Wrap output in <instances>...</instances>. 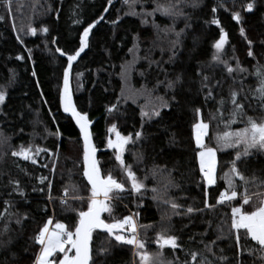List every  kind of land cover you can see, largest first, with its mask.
Returning a JSON list of instances; mask_svg holds the SVG:
<instances>
[{
	"label": "trees",
	"instance_id": "trees-1",
	"mask_svg": "<svg viewBox=\"0 0 264 264\" xmlns=\"http://www.w3.org/2000/svg\"><path fill=\"white\" fill-rule=\"evenodd\" d=\"M141 2L149 11L155 7L153 0ZM249 3L254 4L251 12L246 7ZM127 7L123 0H11L10 6L0 0V89L5 94L0 131L13 148L38 143L45 149L35 157L36 163L10 151L0 158V264H35L41 247L35 237L47 221L63 223L74 231L79 212L87 211L91 188L83 175L81 134L61 108L67 65L61 53L75 54L84 29L100 17L102 21L90 33L89 47L70 72L69 85L76 110L87 114L92 123L102 176L111 173L125 186L123 192L110 193L119 198L108 201L112 217L105 212L102 218L111 223L131 215L138 226H147L140 227L139 234L151 254L161 251L156 239L162 230L177 237L178 248L162 250L159 260L163 264H264L260 246L250 237L245 239L244 230L237 245L236 229L231 227L229 203L240 206L244 193L239 177H233V182L241 195L235 201L218 203L222 193H231L224 174L238 149L217 151L216 183L209 186L200 171L194 137V125L203 119L210 125L205 143L217 147L212 138L225 130V123L219 117L210 121L209 113H215L224 99L226 122L232 90L238 92L246 115L227 130L243 128L247 117L264 119L256 92L260 86L256 71L264 67V0H185L180 16L157 12L153 22L159 29L152 27L153 22L145 25L139 16L127 14ZM224 33L226 43L218 52L215 44ZM137 44L140 58L133 73L134 93L125 97L120 74ZM216 55L224 63L214 60ZM237 63L246 71L229 73L226 65L236 69ZM204 76L209 78L206 82ZM209 88L212 97L206 101ZM147 92L149 101L138 100ZM160 97L169 107L162 108L159 117L143 116L142 111L151 112L161 103ZM112 125L135 141L126 146L123 159L144 184L140 193L131 188L116 160L117 151L108 147ZM138 132L142 136L136 140ZM236 166L250 181L247 190L253 198L243 205L250 210L257 203L254 194L264 193V153L253 150ZM170 202L179 207L173 209ZM188 208L194 211L188 213ZM92 248L94 264H135L133 246L119 244L108 233L96 230ZM104 248L109 251L97 253Z\"/></svg>",
	"mask_w": 264,
	"mask_h": 264
},
{
	"label": "snow or ice",
	"instance_id": "snow-or-ice-1",
	"mask_svg": "<svg viewBox=\"0 0 264 264\" xmlns=\"http://www.w3.org/2000/svg\"><path fill=\"white\" fill-rule=\"evenodd\" d=\"M111 2V0H109ZM139 0H132V3L129 0H124V3L129 4V7H133L135 3H138ZM155 7L153 11L147 12L144 15L155 16L157 12L166 17H176L183 14V10L180 7L181 3H184L185 0H167V2H161V0H153ZM6 3L10 6L11 0H6ZM195 6V5H194ZM247 10L251 11L254 7L253 3H249ZM215 11V9H213ZM130 15H138L135 11L127 13ZM234 18L239 21L240 16L238 13L234 14ZM2 19V17H0ZM103 19V17H100ZM97 21L96 23H98ZM79 23V21H77ZM142 23L147 24L146 19L142 20ZM154 23V22H153ZM212 23L219 24L218 20H213ZM154 26L159 29V25L154 23ZM95 27V23L90 24L83 31V36L80 39V48L75 54L68 55V64L67 69L64 72V95H63V107L65 112H69L76 120V123L79 125L80 131L83 134L84 138V152H83V163L84 170L83 175L87 178L88 183L91 185V196L88 198V208L87 211L79 212V223L75 226L74 231L68 230L65 224L56 223L54 229H51L50 226L53 224L52 220H48L47 223L42 227L39 234L35 237L36 243L41 247L39 254L35 257V264H94L93 260V248H92V239L93 233L100 229L109 234L110 237H113L115 241L119 244L131 245L134 248V255L139 256L140 264H163L159 260V257L163 255V249L169 247L172 250H175L179 247L177 243V237L173 235H167V230H162L156 239V243L161 250L156 254H151L145 250V241L140 238L138 232V224L133 220V216H127L122 220H115V222L107 223L102 218L103 213H108L112 217L113 208L108 203L111 199H118L119 197H112L110 193L114 190H119L120 192L125 191V186L122 182H118L111 173H108L106 176H102L100 168L97 166V161L95 159L96 148L91 142V133L89 131L90 121L87 114H82L77 111L75 106L72 103L71 95L68 90L69 83V73L72 68V62L75 61L86 48L89 47V36L92 32V29ZM47 32V29H44ZM223 31V30H221ZM241 35H244V29L241 28ZM33 34H35V29H32ZM177 37L180 36V33H176ZM227 34L224 33L222 38L215 44V48L218 52L223 50V47L226 43ZM249 45L252 44V41H248ZM59 51V49H57ZM64 55V53H61ZM249 56H253L251 51L248 52ZM214 60L224 63L220 59L219 55L214 56ZM227 71L232 73L235 70L241 72L246 71L240 67L237 63L236 69H233L231 66L226 65ZM256 75L260 78L259 87L256 89V92L259 93V99L262 102V107H264V67L258 66ZM208 76H204L203 80L206 82ZM169 88L173 87V84L169 82ZM204 87H208L205 83ZM238 92L232 90L230 92V104L232 108L229 112V118L226 122L223 121L224 112L222 111L226 101L221 99L218 103L220 105L217 108L215 113H209V120H216L220 118V122L225 123V130L223 132L217 131V134L212 138L214 139L217 147H212L209 144L205 143V137L209 135V123L205 122L203 119H200L199 122L195 123V144L199 149L198 157L200 163V171L203 173L204 179L206 180L209 186L216 183V166H217V151L224 150L228 148L238 149L235 154V159L232 161V166L228 173H225V178L231 193L227 192L222 193L219 197L218 203L224 204L226 201L232 202L235 201L238 197L236 185L233 182V177H239V180L243 183L244 193L241 195L242 204L240 206H233L229 203L231 207V227L236 229V243L239 245L240 242V230H244V238H251L252 241H255L257 245L260 246L259 250L261 253H264V193L257 192L254 195L257 197V203L253 205L250 210H245L243 205H249L252 201V196L248 194L247 185L249 184L248 178H246L236 166V161L241 160L242 157H248L253 154V150L256 152L264 153V119L257 121L252 117H247L246 124L243 128H240L235 131L227 130L234 123L238 122V118L243 120L245 117L244 104L238 100ZM212 97V91L209 88L205 100L207 101ZM161 103L154 107L151 112L142 111V115L148 117L149 119L152 116L159 117L161 115V109L169 107L168 103L163 100L162 97L158 98ZM247 99V97H245ZM5 101V94L0 92V105ZM109 109V111H113ZM196 113L200 116L201 110L197 108ZM111 133L115 134V140L109 138L108 147L117 150L116 160L119 161L124 172L126 173L127 178L131 181V188L140 193L141 189L144 188V184L139 182L135 173L132 171L131 165H125L123 159V153L126 150V146L129 143H134L132 136H123L119 131H117L116 125H112L109 129ZM142 136V133H136V140H139ZM42 151V149H37V152ZM13 156H19L24 160H31L32 163H36L32 155V150L30 148L25 149L21 146L19 151H13ZM147 179V177H145ZM255 178H253V181ZM43 182V178H41ZM264 183V182H262ZM18 188V184H17ZM155 192L156 189H153ZM23 195V192L20 193ZM68 195V192L65 191V196ZM75 199L83 200V197L76 196ZM154 199L156 197H153ZM66 203L67 201H63ZM173 209H177L179 206L170 202ZM206 207H215V205H207ZM194 210L188 208L187 212L191 213ZM178 214V213H174ZM138 215V214H137ZM113 219H115L113 217ZM20 221L17 220V223ZM139 227H147L144 225H139ZM129 232V235H126L125 232ZM206 247H208L206 245ZM143 250V251H142ZM211 251V248H208ZM109 249H97V253L108 252ZM62 254V256H61ZM195 254H193V261H195ZM226 259V258H224ZM261 259L264 260V255L261 256ZM171 264V262H169ZM208 264V262H205Z\"/></svg>",
	"mask_w": 264,
	"mask_h": 264
},
{
	"label": "rangeland",
	"instance_id": "rangeland-1",
	"mask_svg": "<svg viewBox=\"0 0 264 264\" xmlns=\"http://www.w3.org/2000/svg\"><path fill=\"white\" fill-rule=\"evenodd\" d=\"M129 2L132 3V0H129ZM127 5H128V7H127L128 8V13H130L132 11H135L136 13H138V15H134V16H139L140 19H142V20L146 19L148 21V23L145 24V25H149V22H153L155 16L153 17V16L144 15L145 13L151 12V11H149V7H146V5L142 4L141 0H139L138 3H135L133 5V7H129V4H127ZM151 25H152V27H154V25L152 23H151ZM139 58H140V47L137 44L135 46L134 50L131 53V60L129 62L125 63L124 66H122L123 70H122V72L120 74L121 75V79H122L123 84H124V95H125V97H132L131 93L132 92L134 93V88H133V85H132V79H133V73L135 71L134 68L136 66V61H138ZM68 90H69V93L71 95V99L73 100V98H72L73 89L71 87V83L69 85ZM0 92H3V90L0 89ZM145 95H148V92L146 94H144L143 96H140V98L138 100L147 99L149 101V98L147 96H145ZM146 104H147V102H146ZM209 130H210V127H209ZM48 136H50V135H48ZM112 136H113L112 138L115 137L114 133H112ZM194 137H195V129H194ZM207 137H205V142L207 140ZM20 148L21 147L13 148L12 145H9V143L7 142V139H5L3 137V134L0 131V156H1L0 158H3L4 155L7 154L9 151H10L9 153H12L13 151H19ZM24 148L25 149L30 148L32 150V155H33L34 159H35V157L37 155H39L41 152H43L45 150L44 148L39 146L38 143L31 144V146L24 147ZM37 149H42V151L37 152ZM29 161H31V160H29ZM216 168H217V166H216ZM215 176H216V173H215ZM90 196H91V193H89L88 197H90ZM54 227H55V224H52L50 226L51 229H54ZM139 231H141V228L138 226V232ZM133 250H134V248H133ZM145 250L147 252H149L147 248H145ZM61 256H62V254H61ZM135 264H140V258H139V256H136V255H135Z\"/></svg>",
	"mask_w": 264,
	"mask_h": 264
},
{
	"label": "water",
	"instance_id": "water-1",
	"mask_svg": "<svg viewBox=\"0 0 264 264\" xmlns=\"http://www.w3.org/2000/svg\"><path fill=\"white\" fill-rule=\"evenodd\" d=\"M252 11V10H251ZM251 11H249V12H251ZM102 21V19L101 20H99V22L98 23H95V27L92 29V31L97 27V25L98 24H100V22ZM86 51V49L84 50V52ZM84 52H82L81 54H80V56L75 60V61H73L72 62V68L79 62V60H80V58L82 57V55L84 54ZM66 60H67V64H68V56L67 55H62ZM72 68H71V70H72ZM67 69V65H66V68L64 69V72H65V70ZM71 70H70V72H71ZM69 77H70V73H69ZM68 87H69V83H68ZM63 95H64V74H63V81H62V88H61V95H60V101H61V108H62V112L66 115V116H68V117H70L72 120H73V122L75 123V125L77 126V128H78V130L80 131V128H79V125L76 123V120H75V118L69 113V112H65L64 111V107H63ZM91 127H92V123H90V127H89V131H90V133H91V142H92V144L94 145V141H93V136H92V129H91ZM80 134H81V139H82V142H83V146H84V138H83V134H82V132L80 131ZM111 139H113V140H115V137L114 138H111ZM110 149H113V148H110ZM113 150H116V149H113ZM117 151V150H116ZM96 156H97V151H96V153H95V159H96ZM83 165H84V163H83ZM84 178H85V181H86V183L88 184V186L91 188V185L88 183V181H87V178L84 176ZM102 216H103V214H102ZM79 223V222H78ZM98 231H101V232H103V233H106V232H104V231H102V230H100V229H97Z\"/></svg>",
	"mask_w": 264,
	"mask_h": 264
},
{
	"label": "crops",
	"instance_id": "crops-1",
	"mask_svg": "<svg viewBox=\"0 0 264 264\" xmlns=\"http://www.w3.org/2000/svg\"><path fill=\"white\" fill-rule=\"evenodd\" d=\"M216 170H217V168H216ZM216 177V176H215Z\"/></svg>",
	"mask_w": 264,
	"mask_h": 264
}]
</instances>
